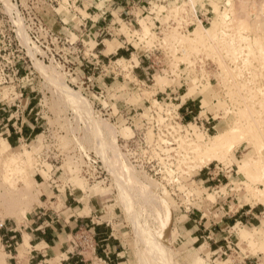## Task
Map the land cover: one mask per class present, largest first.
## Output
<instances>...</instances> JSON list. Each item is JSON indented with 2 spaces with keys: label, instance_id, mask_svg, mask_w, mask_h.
<instances>
[{
  "label": "rangeland",
  "instance_id": "1",
  "mask_svg": "<svg viewBox=\"0 0 264 264\" xmlns=\"http://www.w3.org/2000/svg\"><path fill=\"white\" fill-rule=\"evenodd\" d=\"M138 5L140 26L133 28L131 40L138 49H155L158 65L151 80L137 82L139 89L131 93L129 101L134 104L144 99L151 102L148 107L133 110L136 115L131 126L116 106L113 113L108 111L83 89L73 78L72 63L63 65L45 59L43 47L32 41L31 33L24 40V22L31 32V10L43 21H54L53 7L47 0H0V86L17 84L22 77L21 83L34 84L35 111H40L44 122L42 134L27 144L11 147L6 160L0 157V227L20 225L36 211L41 204L36 181L40 172L47 180L59 178L65 187L81 189L86 201L94 200L124 243L119 259L122 264H205L198 251L187 249L178 240L185 210L199 206L204 194L206 200L214 201L219 193L208 192L196 182L200 169L230 170L233 190L240 197H251L248 186L258 193L264 189V172L255 165L264 167V0H144ZM153 21H161L162 26L156 29ZM9 31L13 33L12 45L16 42L19 48V61L13 59L11 45L1 37ZM123 31L128 34L129 30L124 26ZM6 61L19 69L11 79L5 78L9 71H3ZM119 65L126 78L133 81L131 63ZM174 83H183L188 96L202 94V116L209 112V122L185 125L177 118L173 103L152 99L156 87ZM235 123L241 134L234 139L227 136V144H234L229 155L191 172L190 164L196 154L189 144L198 136L209 141L221 130L236 133L232 131ZM244 124L253 136L250 132L247 135ZM107 125L112 133L120 134L116 143L112 133L108 135ZM252 126L260 127L258 132ZM141 130L150 153L159 162L156 171L143 164L147 151L136 143L129 146ZM254 133L261 138L255 134L257 140ZM244 134L247 141L241 139ZM249 136L255 142L263 140V146L259 143L261 148L256 149ZM14 160H18L20 170L13 165L17 163ZM243 163L247 165L245 171L240 169ZM131 178L136 180L127 181ZM28 185L32 190L30 199L24 196ZM221 192L226 193V188H221ZM256 199L253 201L258 202ZM26 200L31 207L23 219L7 214L8 209L19 211ZM243 230L240 236L244 241L264 249V232L254 228L250 231L252 238H245ZM4 240L0 239L3 264H15L14 254L20 261L27 260L24 246L16 251ZM94 256L88 252L83 263L98 264ZM60 257L47 264H60Z\"/></svg>",
  "mask_w": 264,
  "mask_h": 264
},
{
  "label": "crops",
  "instance_id": "2",
  "mask_svg": "<svg viewBox=\"0 0 264 264\" xmlns=\"http://www.w3.org/2000/svg\"><path fill=\"white\" fill-rule=\"evenodd\" d=\"M47 1L53 7L54 21L45 23L78 43L79 53L72 58L70 70L83 89L112 113L114 106L118 113L148 107L151 102L147 99L137 104L129 101L131 93L139 89L137 82L151 80L158 65L155 49H138L131 40L133 28L140 26L138 4L144 0ZM153 23L156 29L162 26L161 21ZM122 62L131 63L133 81L126 78L119 65ZM19 80L0 86V141L6 140L12 147L33 141L44 127L40 111H35L37 88L21 83L24 77ZM183 87V83L158 86L152 99L173 103L177 118L185 125L209 122V112L202 116V94L188 96ZM221 170L205 167L198 172L195 180L200 187L219 193L214 201L206 200L204 194L199 206L185 210L178 228L180 245L198 251L205 264H264V249L251 246L240 236L244 228L264 232V203L240 197L233 190L230 170ZM37 175L41 204L20 225L0 227V239L5 238L7 245L16 251L20 246L28 250L26 261L14 254V263L47 264L61 256L60 264H84L91 252L103 264H122L124 243L94 200L86 201L81 189L65 187L59 178L47 180L40 172ZM223 187L226 193L221 192Z\"/></svg>",
  "mask_w": 264,
  "mask_h": 264
},
{
  "label": "bare ground",
  "instance_id": "3",
  "mask_svg": "<svg viewBox=\"0 0 264 264\" xmlns=\"http://www.w3.org/2000/svg\"><path fill=\"white\" fill-rule=\"evenodd\" d=\"M223 14V13H222ZM223 15H225V13L223 14ZM222 15V16H223ZM226 16V15H225ZM24 24H25V27H26V31L27 32H24V40H26V37H28V35H30V32H29V28H28V25H27V23L26 22H24ZM28 33V34H27ZM240 37V36H239ZM246 37V36H245ZM249 39V38H248ZM246 39H242V40H240V41H245ZM27 41V40H26ZM25 41V42H26ZM250 41V40H249ZM247 42H248V40H247ZM229 43V42H228ZM249 44V43H248ZM231 46V45H230ZM241 46V45H240ZM261 46V45H260ZM242 47V46H241ZM262 46H261V51H262ZM251 50V49H250ZM264 50V49H263ZM259 51V50H258ZM251 53H252V51H251ZM260 55H262V53L260 54ZM34 57V56H33ZM262 58H263V56H261ZM37 61L38 60H36V63H37ZM39 64H40V62H38ZM38 64V65H39ZM37 65V64H36ZM37 65V66H38ZM41 65V64H40ZM43 69V68H42ZM46 71V70H45ZM43 74V73H42ZM236 122V121H235ZM239 123V122H238ZM236 124L235 123V126L233 127L234 129L232 130V131H237L236 133H233V132H231L232 133V135H230L229 134V130H221L220 132H218V133H216V134H214V135H212V136H210V140L209 141H207V140H205V138L203 137V136H198V138H196V139H194L193 141H192V143L191 144H189V148L190 149H192V151H194V153L196 154V160H194L193 161V163H192V165L190 164V168H191V172L193 171V170H195V169H197V168H201L202 166H204L205 164H208V163H210L211 161H213V160H223V159H225L226 157H227V155H229L228 153H229V151H231V149H232V145H234L233 143H232V145H228L227 144V142L229 143V137L227 138V136H231V138L233 137V139H234V137H237L236 135H238V134H241V132H239V124ZM249 124V123H248ZM251 124V123H250ZM249 124V125H250ZM261 124V123H260ZM259 124V125H260ZM243 125V124H242ZM241 125V126H242ZM249 125H247V127H250ZM104 126H106V125H104ZM264 126V125H263ZM101 128H103V129H105L104 127H102V126H100ZM107 127L109 128V130L111 129V127H109L108 125H107ZM244 127H245V130L247 129L246 128V125L244 124ZM253 127H256V126H252L251 128H253ZM258 127V126H257ZM256 127V130H254L255 132H258V130L257 129H259L260 127H258L257 128ZM262 129L264 130V127H262ZM101 130V129H100ZM251 130V129H250ZM250 130H246L245 132H247V135L249 134L248 132H250V134H251V136H253V134H252V132L250 131ZM261 130V129H260ZM106 131H107V129H106ZM119 131V130H118ZM110 132L112 133V131L110 130L109 132H108V135L110 134ZM260 132H262V131H260ZM117 134H119V133H117ZM117 134L116 133H112V135H113V140L115 141V143H116V140H117ZM255 134H256V136L257 135H259V137H260V134L259 133H254V136H255ZM120 135V134H119ZM158 137H160V134L158 133ZM111 136V135H110ZM155 136H156V134H155ZM240 136V135H239ZM245 136V137H244ZM255 136V138L257 139L258 137H256ZM112 137V136H111ZM157 137V136H156ZM167 138V137H166ZM230 138V139H231ZM239 138V137H238ZM237 138V139H238ZM242 138H248L245 134L243 135V137H241V139ZM249 138H250V136H249ZM252 138V137H251ZM250 138V139H251ZM261 138V137H260ZM157 139V138H156ZM159 139V138H158ZM227 139V140H226ZM241 139H240V141H241ZM244 139H242V140H244ZM245 139V141H247ZM249 139V140H250ZM2 140V139H1ZM252 140V139H251ZM250 140V141H251ZM258 140V139H257ZM260 140H262V139H260ZM157 141V140H156ZM160 141H161V139H160ZM232 141V140H231ZM235 141V140H234ZM238 141V140H237ZM237 141H235V143L237 142ZM263 141V140H262ZM261 141V142H262ZM162 142V141H161ZM252 142V144H254V147L256 148V149H260L261 148V146H259V143H261L260 141H251ZM255 142V143H254ZM163 143V142H162ZM230 144H231V142H230ZM261 145H262V143H261ZM263 146V145H262ZM11 145L6 141V140H2V141H0V157H1V159H7L8 158V156H9V151L11 150ZM259 151V150H258ZM11 154V153H10ZM260 154V153H259ZM161 155V154H160ZM161 158H163L162 156H161ZM165 158V157H164ZM253 159H255V157L253 158ZM5 160H4V162H5ZM258 160V159H257ZM8 161V163H6V165L8 164L9 165V161L10 160H7ZM15 161V160H14ZM252 161V160H251ZM256 161V160H255ZM3 162V163H4ZM15 162H17L18 163V160L17 161H15ZM20 162V161H19ZM257 162H259V161H257ZM260 162H261V160H260ZM10 163H13V161L12 162H10ZM13 164V165H16V167L17 166H20L19 165V163L18 164ZM252 163H253V161H252ZM255 163V162H254ZM256 165V167H259V169H261L263 172H264V167L261 165V164H259V163H257V164H255ZM127 166V165H126ZM8 167V166H7ZM8 168H10V165H9V167ZM14 168H15V166H14ZM14 168H12V169H14ZM18 168V167H17ZM246 168H247V165L245 164V163H243V164H240V169H241V171H245L246 170ZM12 169H9V170H11L12 171ZM19 169V168H18ZM21 169V168H20ZM19 169V170H20ZM126 169V168H125ZM257 170H258V168H256ZM16 171V170H15ZM15 171H14V173H15ZM121 171V170H120ZM258 172H260L259 170H258ZM11 174V173H10ZM128 174H130L129 172H127V174L126 175H128ZM8 175V174H7ZM131 175V174H130ZM129 175V176H130ZM262 176H264V175H262ZM9 177V176H8ZM15 177V176H14ZM12 176H11V181H12ZM261 178V177H260ZM259 178V179H260ZM125 179H129L128 177L127 178H125ZM134 179V178H133ZM132 178L130 179V180H127V181H132L133 180ZM134 180H136V179H134ZM15 181V180H14ZM263 182V181H262ZM144 183V182H143ZM134 184V183H133ZM14 185V184H13ZM249 188V190H250V192H251V197H249L248 198V200H254V198H257L258 199V202H260V203H264V189L262 188L261 190H260V192L258 193L257 191H255L254 189H253V186L252 187H250V186H248ZM141 188V187H140ZM142 191V190H141ZM146 191H147V189H146ZM143 192V191H142ZM149 192V191H148ZM24 196L26 197V198H29L30 199V197L32 196V190H31V188H30V186L28 185L26 188H25V192H24ZM37 199H38V196H37ZM256 199V200H257ZM25 200V199H24ZM167 203V202H166ZM166 205V204H165ZM19 207H21L20 209H19V211H15L14 209V211L13 210H10V209H8L7 211H8V213L7 214H9V216H11V217H15V218H18L19 220L22 218L23 219V215H26V213H27V211L30 209V207H31V205H30V203H29V201H24V203H22V206H19ZM4 209V208H3ZM168 209V208H167ZM4 210H6V209H4ZM10 210V211H9ZM3 211V210H2ZM4 214V213H3ZM22 216V217H21ZM2 220V219H1ZM263 225V224H262ZM263 227V226H262ZM251 230H248V229H246L245 228V230H243V232H242V236L243 237H245V238H252V236H253V234H252V232H250ZM4 261V260H3ZM0 264H3V262L1 261V259H0Z\"/></svg>",
  "mask_w": 264,
  "mask_h": 264
},
{
  "label": "built area",
  "instance_id": "4",
  "mask_svg": "<svg viewBox=\"0 0 264 264\" xmlns=\"http://www.w3.org/2000/svg\"><path fill=\"white\" fill-rule=\"evenodd\" d=\"M30 8H33V6L32 7L30 6ZM28 14H29L28 21H30L29 25L31 28V32H30L31 38L33 39L32 41L37 42L40 46L43 47L46 53L45 59L63 65H68L69 63H72L71 59L79 53L78 43L74 41H70L69 38L64 36L59 31H56L51 27H49L35 11L31 10L30 12H28ZM206 16H207L206 20L208 21V19H210L209 14L207 13ZM12 34L13 33L9 31L8 33L1 34V37L4 42H8L9 45H11L12 50L14 51L13 59L19 61L18 58L19 48L16 47V42L14 43L15 46L12 45V42L14 41ZM10 62L11 61H6L3 64V71H9V74L5 76L6 79H11V75L12 77L17 76V73L19 71L16 65ZM133 112L130 113H127L126 111L121 112V115L125 117L127 122L131 124V126L134 125L133 123L134 116L136 115ZM146 142L147 141H145L144 139V131L141 130L136 132L129 146L133 143H136L137 146H140L143 149V151L145 152L147 151L146 152L147 155L144 154L142 160L143 164L151 171L153 170L156 171L159 162L158 160H156V158H154V155L150 153Z\"/></svg>",
  "mask_w": 264,
  "mask_h": 264
}]
</instances>
